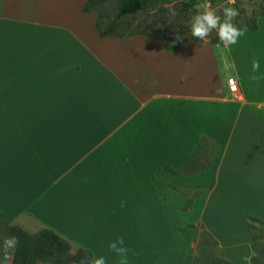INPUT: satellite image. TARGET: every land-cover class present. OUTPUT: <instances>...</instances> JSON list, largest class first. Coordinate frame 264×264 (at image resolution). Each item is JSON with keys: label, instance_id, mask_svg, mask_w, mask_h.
I'll use <instances>...</instances> for the list:
<instances>
[{"label": "crops", "instance_id": "crops-1", "mask_svg": "<svg viewBox=\"0 0 264 264\" xmlns=\"http://www.w3.org/2000/svg\"><path fill=\"white\" fill-rule=\"evenodd\" d=\"M87 1L0 0V220L52 230L106 264H119L108 248L118 237L129 264H195L185 228L199 224L224 260L252 264L247 218L264 217V17L230 48L168 49L100 37ZM202 139L218 147L211 167L164 170L182 168ZM173 188L202 193L183 211Z\"/></svg>", "mask_w": 264, "mask_h": 264}, {"label": "rangeland", "instance_id": "rangeland-1", "mask_svg": "<svg viewBox=\"0 0 264 264\" xmlns=\"http://www.w3.org/2000/svg\"><path fill=\"white\" fill-rule=\"evenodd\" d=\"M171 3L172 0H144L142 8L140 10L130 12L117 21L115 30L116 34L124 33L133 35L138 33L140 30H143L146 25H149L150 29L148 30V32L150 34L160 37L167 47H176L193 39L190 32V24L192 17L197 14L198 5L206 3L211 4V6L217 9L219 13L221 6L227 4V2L211 0H179V2L175 5L177 11L179 12V15L174 19H170L168 15L167 5ZM70 6L71 10H78L79 3L75 1L73 3H70ZM228 6L235 7L239 11V15L235 18L234 21L238 28L247 29V27L252 26L254 23H256L260 17H264V0H235L234 5ZM116 11L117 0H105V2L99 7L97 13L92 12L87 16H92V18L95 19L96 14L99 15L101 27L107 28L108 25L114 21ZM261 13L263 14V16H258ZM260 26L261 28H263L264 21L260 20ZM176 35H180L181 37H183V39L181 41H177ZM208 39L211 43H221L215 31ZM218 153V147L213 145V143H206L200 150L199 159L201 160H199V163L206 165L212 158H214V156L218 155ZM86 182L87 184H91L87 185V189L93 190L92 194H94L93 192H95V190L92 185V180ZM187 192H190L188 193L190 197L194 196V193L192 191ZM194 192H200V194L202 193L201 191ZM74 201H76V199ZM92 203L94 204L93 201ZM261 219L262 223H252L249 230V234L255 238V240L252 242L255 264H264V218ZM202 239L203 238H200V240H198L201 241ZM198 240L194 235V240L192 241L190 252L195 253V255L198 249ZM203 248L210 255L218 258L222 257L218 247L205 245L203 246Z\"/></svg>", "mask_w": 264, "mask_h": 264}, {"label": "trees", "instance_id": "trees-1", "mask_svg": "<svg viewBox=\"0 0 264 264\" xmlns=\"http://www.w3.org/2000/svg\"><path fill=\"white\" fill-rule=\"evenodd\" d=\"M144 0H117V11L115 14L114 21L108 25L107 28H102L100 25V16L97 15L96 20V29L100 37L107 36H122L123 34H116V25L117 21L122 17L126 16L130 12L138 11L142 8ZM219 2H227V0H211ZM105 2V0H88L82 7L83 13H90L98 11L99 7ZM258 16H263L259 14ZM150 29L149 25H146L143 30H140L138 33L133 35H144L155 40H161L160 37L150 34L148 30ZM250 31H256L257 25L254 23L252 26L247 27ZM191 41H200L193 38ZM168 49L171 47H167ZM206 143H212L207 139H202L200 144L194 154L187 160L182 168L177 171L170 169L168 166L164 167V170L171 175H196L204 172L207 168L211 167V160L206 165L199 163V153L203 145ZM213 145H215L213 143ZM216 146V145H215ZM217 147V146H216ZM174 191L187 197L186 205L183 208L184 211H187L191 207V202L194 197H197L200 192H193L194 196L190 197L187 191L179 190L173 188ZM264 218V217H262ZM252 223H262V219L248 217L246 222V230L249 233L250 226ZM187 229H193L195 238L198 240L196 259L195 264H231L230 262L224 260L222 257L218 258L207 253L203 246H215L218 247V243L211 237V235L204 229L202 225H188ZM180 233L184 232V229H178ZM250 235V234H249ZM8 236H16L19 238V244L17 245L15 258L12 261V264H67L68 260H75L77 264L81 257L87 256L89 260L92 259V254L85 249H77V253L73 257L67 256L68 252L71 249L69 242L55 234L52 230L42 229L35 234H29L24 230L11 226L3 220H0V245H2L3 238ZM251 242L255 238L250 235ZM253 249V247H252ZM67 258V259H66ZM252 264H255L254 258L252 259Z\"/></svg>", "mask_w": 264, "mask_h": 264}, {"label": "clouds", "instance_id": "clouds-1", "mask_svg": "<svg viewBox=\"0 0 264 264\" xmlns=\"http://www.w3.org/2000/svg\"><path fill=\"white\" fill-rule=\"evenodd\" d=\"M179 0H172V3L167 5L168 15L170 19H174L179 15L175 5ZM235 0H227L226 5H222L220 12L213 8L211 4L198 5L197 14L192 17L190 24L191 36L195 39L202 41L204 44L209 43V37L215 31L219 41L223 44L224 48H230L238 42L239 37L244 35L246 28H238L234 23L235 18L239 15V11L232 6ZM222 13V14H221ZM183 37L176 35V40L181 41ZM226 70L235 72V61L225 62ZM260 70L258 59L252 61V71L257 73ZM187 77H182L186 79ZM261 79L260 76L255 74L249 77V80L258 83ZM19 238L16 236H8L3 238L2 245H0V264H12L15 258V252ZM108 248L111 252L119 257V264H129L128 254L130 249L125 245L124 238L118 237L115 241L110 242ZM77 253L76 249L68 252L67 256L73 257ZM67 259V258H66ZM246 260L250 259L245 257ZM67 264H77L75 260H68ZM79 264H106V259L103 256L95 257L89 260L87 256L81 257Z\"/></svg>", "mask_w": 264, "mask_h": 264}, {"label": "built area", "instance_id": "built-area-1", "mask_svg": "<svg viewBox=\"0 0 264 264\" xmlns=\"http://www.w3.org/2000/svg\"><path fill=\"white\" fill-rule=\"evenodd\" d=\"M227 87H228V93L230 95L238 94V84H237L236 79L234 77L227 79Z\"/></svg>", "mask_w": 264, "mask_h": 264}]
</instances>
